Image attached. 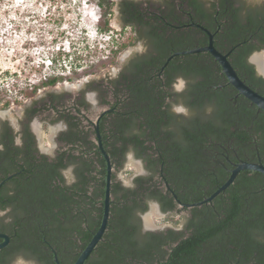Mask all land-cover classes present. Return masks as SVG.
Wrapping results in <instances>:
<instances>
[{
    "label": "trees",
    "instance_id": "trees-1",
    "mask_svg": "<svg viewBox=\"0 0 264 264\" xmlns=\"http://www.w3.org/2000/svg\"><path fill=\"white\" fill-rule=\"evenodd\" d=\"M105 1L116 6L124 28L139 26L152 49L129 56L104 88L93 86L111 90L114 98L103 99L111 110L99 120L113 170L107 227L84 264H264V174L241 170L199 206H179L173 197L201 200L227 179L234 163L264 164V110L238 93L208 51L175 55L162 69L172 52L208 41L197 26L180 29L186 15L187 22H202L214 33V46L264 95V77L249 61L264 45V0H219L218 7L212 4L213 20L207 18L212 14L205 11L206 0H169L166 6L155 0H97V5ZM105 30H110L107 22ZM69 57L58 47L48 58L52 68L65 70L73 63ZM62 76L53 74L44 84ZM178 78L185 80L180 91L172 87ZM176 105L185 111L175 112ZM59 118L68 128L60 133L64 145L54 156L35 153L31 142L0 151V179L19 171L0 188V208L10 207L0 216V231L10 237L0 249V264L20 255L36 264H56L55 253L61 264H72L100 225L106 161L95 128L86 130L70 111ZM129 153L142 160L146 173L126 185L119 172ZM67 168L70 181L63 173ZM153 201L170 225L143 228L142 215Z\"/></svg>",
    "mask_w": 264,
    "mask_h": 264
},
{
    "label": "rangeland",
    "instance_id": "rangeland-1",
    "mask_svg": "<svg viewBox=\"0 0 264 264\" xmlns=\"http://www.w3.org/2000/svg\"><path fill=\"white\" fill-rule=\"evenodd\" d=\"M106 22L110 30H105ZM132 36L130 27L120 25L116 6L107 1L99 7L97 0H0V114L15 123L17 107L25 101L40 100L47 89L72 91L87 79L116 73L131 49H142ZM57 47L70 53L73 63L65 70L46 67L47 58L55 55ZM53 74L64 76L52 86L44 84ZM88 96L96 103L94 92ZM175 108L185 111L181 105ZM44 115L33 118L32 124L47 150L53 146L55 127L60 122L41 127ZM145 172L143 163L129 153L119 177L129 185L134 175ZM66 174L69 178V171ZM142 220L152 230L171 224L154 203ZM15 264L36 263L18 259Z\"/></svg>",
    "mask_w": 264,
    "mask_h": 264
},
{
    "label": "flooded vegetation",
    "instance_id": "flooded-vegetation-1",
    "mask_svg": "<svg viewBox=\"0 0 264 264\" xmlns=\"http://www.w3.org/2000/svg\"><path fill=\"white\" fill-rule=\"evenodd\" d=\"M155 1L158 2L157 3L158 5L160 3L163 4L162 6H166L165 3L169 2V0H155ZM213 3L216 4L214 6L218 7L219 0H206V3H205L206 13L212 14V16L208 15L207 18L212 19V20L216 17V14L212 13V11H214L212 8ZM247 7H249V6H246V8ZM119 17H120V13L117 9V19L120 22V25L123 27ZM181 19L186 20L185 23L179 25L180 29H182V30L188 29V27L197 26L196 24L203 25L202 22H198L195 20H191L190 22H187V20H190V19L186 15L183 16ZM204 27L207 28L212 33V31L207 26H204ZM131 30H132V28H131ZM132 32H133V36L134 35L137 36L138 40H136V42L141 43L142 49L141 50H139L137 48L131 49L129 51V53L126 55V57H124L121 60L120 66L117 68L116 73H114V74L111 73V74L107 75L106 77H102V78H98V79H96V78L87 79V80L83 81L82 83H80V85H78L77 89L74 88V90H72V91H70V89H67L64 87H62L61 89L58 87L57 88L53 87L52 89H47L46 91H43V97L40 100L25 101L21 106L17 107L18 111H16L17 115H16L15 123H13L11 121V119L9 117H7L6 115L3 116L0 114V151L5 150V146L7 144H8V146L10 145L11 149H14V147L23 148L27 143L31 142L30 143L31 147L34 148L35 153L36 152L39 154L44 153V154L50 155L51 157L54 156L55 152L57 150H59L62 145H64V143L58 139L60 133L64 132L68 128V124H67L66 120L63 118H59V115L61 112L70 111L71 114L78 116L80 119V123H81L82 127H84L86 130H89L90 128L92 129V127L95 128V120H96L97 116L104 109H111L110 103H112L114 101V98L112 96L111 90L108 91V93H109L108 94L106 92H101L102 90H98V88H96V89L93 88V86L99 83V87L104 88L103 87L104 84H109V80L117 77L118 73L120 72V70L122 68L123 63L125 62V60L129 56H132L135 53L144 54V53H147L148 51H150L152 49V46L149 43V39L145 36L144 32L142 30H140L139 26H137V31L134 29V31L132 30ZM183 32H184V30H183ZM203 33H205L207 35V33L205 31H203ZM212 34L214 36V33H212ZM197 37H200V35L198 34ZM207 37H208V35H207ZM203 45H205V44H203ZM203 45H201V46H203ZM263 48H264V45L259 50H261ZM259 50H256V51H259ZM256 51H253L252 53H254ZM251 63L254 64L257 73L264 77V75H262L261 73L258 72L256 64L254 62H251ZM163 68L164 67H162V69ZM47 86H50V84H47ZM179 86H180V88H179ZM184 86H185V80L182 78L176 79L175 83L172 85L173 89L176 91H180L181 89H183ZM102 88H100V89H102ZM89 92L95 93L96 103H93L92 101H90L89 96H88ZM104 98L107 100H110V103H104L103 102ZM94 107H97V110H95ZM175 107L176 106H174V111L180 112ZM34 108H37V111L33 114L32 110ZM107 112H105V113H107ZM39 114H45L44 119L42 120L43 123L41 124V127L46 126V128H48L49 125L54 124L56 122H60V124L55 127V131L57 133L54 136L53 146L48 147L47 150H46V147L44 149V147L41 146L39 135L36 133V130L34 129V126L32 124L33 118H35ZM28 133H30V137L27 136ZM47 151H49V152H47ZM50 151H52V152H50ZM131 156L133 159L139 160L141 163H143L141 159L135 158L132 153H131ZM127 160H128V156H127ZM2 161H3V159L0 158V165H2ZM68 171L70 173L69 178L67 177V174H66V172H68ZM17 173H19V171L12 172L7 177L1 178L0 179V188H1V185L5 181L6 178H9L12 175H15ZM63 173L65 174L68 181L73 179V173H72L71 168L65 169L63 171ZM0 176L2 177L3 175L1 174ZM5 186L9 188L11 186V183L7 184ZM10 192H11V190H9V193ZM1 203H2V201L0 200V204ZM152 203H156L159 211L161 213H164L161 211L160 205L157 201L151 202L150 206ZM9 209H10L9 206L6 207L5 209L0 208V216L4 215ZM149 209H150V207H149ZM142 222H143V220H142ZM143 228L147 229L144 225H143ZM3 233H5V232H3ZM9 239H10V237H9ZM18 259L33 261L30 258H26L24 255H20V256H17L14 260H12L11 264H15Z\"/></svg>",
    "mask_w": 264,
    "mask_h": 264
},
{
    "label": "water",
    "instance_id": "water-1",
    "mask_svg": "<svg viewBox=\"0 0 264 264\" xmlns=\"http://www.w3.org/2000/svg\"><path fill=\"white\" fill-rule=\"evenodd\" d=\"M199 28H201L203 31H205L208 35V41L207 44L199 47L189 48V49H183L172 52L165 60V63L162 67H164L167 62L175 55H182V54H188V53H196L200 51H208L214 59L221 65L222 71L225 74V76L228 79V82L238 91V93L245 96L247 99H249L252 103H254L258 108L264 110V95L260 94L250 86H248L243 79L240 78L238 73L236 72L235 68L230 63L229 59L227 58L228 53H223L222 51L218 50L213 43V34L205 28L201 24H196ZM257 54H263L264 55V48L252 53L249 57V60L251 62H254L256 64L257 70L259 73L264 75V69H261L258 67L257 62L255 61V56ZM111 109H104L100 114L97 116L95 120V132L97 137V144L100 152L102 153L105 161H106V181H105V191H104V203H103V213L100 225L98 229L95 231L93 236L91 237L90 241L86 244V246L82 249V251L79 253L78 257L72 264H84L86 259L89 257L93 249L96 247L97 243L102 239L103 233L107 227L108 218L110 215V188H111V174H112V164L110 160V156L106 152L105 148L103 147L102 141H101V135L99 130V120L101 116ZM244 169H251L255 171H259L262 174H264V164L260 161H239L237 163H234V166L229 170V176L227 179L219 186L217 187L211 194L204 197L201 200L195 201V202H182L178 199L177 195L173 193L174 199L177 201L179 206L183 207H193V206H199L204 203L210 202L215 196H217L220 192H222L227 186H229L237 176L238 172ZM156 206L157 204L154 203ZM0 238L2 239L0 241V249L5 247L9 242V235L3 232H0ZM55 252V250H53ZM54 260L56 264H61L59 262V259L55 253Z\"/></svg>",
    "mask_w": 264,
    "mask_h": 264
},
{
    "label": "bare ground",
    "instance_id": "bare-ground-1",
    "mask_svg": "<svg viewBox=\"0 0 264 264\" xmlns=\"http://www.w3.org/2000/svg\"><path fill=\"white\" fill-rule=\"evenodd\" d=\"M254 58L258 64V67L261 69H264V55L263 54H257Z\"/></svg>",
    "mask_w": 264,
    "mask_h": 264
},
{
    "label": "built area",
    "instance_id": "built-area-1",
    "mask_svg": "<svg viewBox=\"0 0 264 264\" xmlns=\"http://www.w3.org/2000/svg\"><path fill=\"white\" fill-rule=\"evenodd\" d=\"M58 48V47H57ZM46 67H49L52 69V64H51V59L47 58V63H46ZM54 70V69H53Z\"/></svg>",
    "mask_w": 264,
    "mask_h": 264
}]
</instances>
